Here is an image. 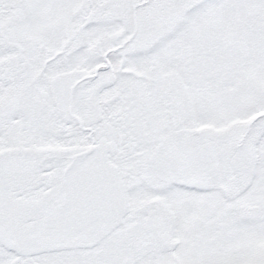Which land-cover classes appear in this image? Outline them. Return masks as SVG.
<instances>
[{
  "label": "snow or ice",
  "instance_id": "6c2138e0",
  "mask_svg": "<svg viewBox=\"0 0 264 264\" xmlns=\"http://www.w3.org/2000/svg\"><path fill=\"white\" fill-rule=\"evenodd\" d=\"M0 264H264V0H0Z\"/></svg>",
  "mask_w": 264,
  "mask_h": 264
}]
</instances>
